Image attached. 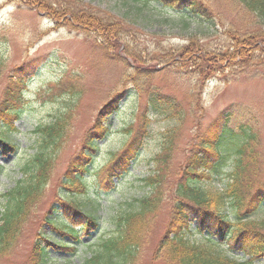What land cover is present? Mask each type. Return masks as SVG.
Here are the masks:
<instances>
[{"label":"trees","instance_id":"16d2710c","mask_svg":"<svg viewBox=\"0 0 264 264\" xmlns=\"http://www.w3.org/2000/svg\"><path fill=\"white\" fill-rule=\"evenodd\" d=\"M122 1L127 6L134 5V12L153 4L152 8L159 5L166 13L172 9L171 13L184 24L193 21L197 27L189 35L188 49L179 52L180 62L188 66L198 58L206 63L215 60L214 55L210 57L209 52L192 40L197 38L194 31H209L218 25L201 1ZM236 1L248 24L239 31L227 30V40L242 54L243 61L264 57V0ZM227 54L235 60L234 52ZM198 62H193L198 71L197 82L188 85L185 96L179 99L161 91L148 96L133 122L124 125L127 138L117 147L109 148L102 155L103 163L96 164L98 140L108 139L111 132L105 122L117 110L125 93L107 102L58 180L57 199L43 218V226L47 228L36 232L30 246L29 264H47L53 260L69 262L80 246L97 247L89 257L84 256L80 264H137L141 250L152 237L154 220L165 208L169 210L168 218L162 235L156 240L154 261L251 264L255 259H264V153L259 149L258 136L253 129L241 121L237 125L230 124L229 108L222 111L212 125L204 127L201 121L205 113L201 99L203 90L199 86L209 78L210 70ZM2 66L0 60V74ZM16 70L20 77H10L0 102V154L5 155L18 151L11 135L19 131L14 121L22 111V96L15 83H23L24 66ZM134 76L146 80L138 71ZM142 83L138 82L139 89ZM56 84L57 95L73 94L72 87ZM53 116L50 122L33 127L32 132L40 140L32 144L34 151L19 165L21 179L1 194L0 256L10 250L20 232L19 225L28 216L34 201L43 196L54 172L55 159L67 138L69 116L64 110ZM161 116L169 119L172 126L163 132L160 150L149 160L151 169L137 177L142 191L121 197L114 210L109 211L102 202L109 198L111 190L119 191L113 179L120 183V177L138 158L150 120ZM185 125L191 126L194 135L188 141L190 144L181 162L176 164L183 151L180 141ZM91 173L97 183L88 180ZM101 189L107 190L106 193ZM234 256L244 262H238Z\"/></svg>","mask_w":264,"mask_h":264},{"label":"rangeland","instance_id":"374dc122","mask_svg":"<svg viewBox=\"0 0 264 264\" xmlns=\"http://www.w3.org/2000/svg\"><path fill=\"white\" fill-rule=\"evenodd\" d=\"M198 1L212 12L218 24L216 29L194 31L197 38L192 39L209 52L210 57L215 56V60L208 63L196 59L210 70L209 78L199 86L203 90L201 99L205 109L201 121L204 127L212 125L218 115L229 108L230 124L237 125L241 121L253 129L258 136L259 149L264 153V57L243 61L242 54L227 40V30L239 31L248 24L236 0ZM152 5L134 12V5L127 6L122 0H0V60L3 64L0 102L7 81L12 76L20 77L16 69L24 66L23 83H15L22 96V111L14 121L19 131L11 135L18 151L13 155L0 154V211L3 207L1 194L21 179L19 165L34 151L32 144L40 140L32 132L33 127L50 122L53 115L63 110L70 119L67 138L55 159L54 172L44 194L30 207L28 216L19 225L21 229L14 244L0 256V264H29L30 246L36 232L47 228L43 226V218L47 208L57 199L58 180L108 101L125 93L117 110L105 122L111 132L108 139L98 140L96 164L103 163L102 155L109 148L117 147L127 138L124 125L133 122L135 113L144 107L148 96L161 91L181 99L188 85L197 82L198 71L193 63L196 60L187 66L179 58L180 50L190 46L188 38L192 29H196V23L186 21L184 24L180 17L171 13L172 9L166 13L159 5L156 9ZM228 52H234L235 60H231ZM136 71L143 73L146 80H138L142 77L134 76ZM138 82H143L140 89ZM56 83L72 87L73 94L57 95ZM170 126L172 122L162 116L150 120L148 135L137 152L138 158L120 177V183L113 179L119 191L111 190L109 198L102 202L109 211L114 210L121 197L142 191L137 177L146 175L151 169L149 160L160 150L163 132ZM191 135H194L191 126L185 125L180 141L183 151L176 164L181 162ZM88 180L97 183L94 173ZM57 209L61 210V206ZM168 212L165 208L155 218L152 237L141 250L137 264L163 263L154 261L153 252ZM96 248L80 246L69 262L53 260L47 264H80L83 257H89ZM234 257L244 262L239 256ZM251 264H264V259H255Z\"/></svg>","mask_w":264,"mask_h":264}]
</instances>
